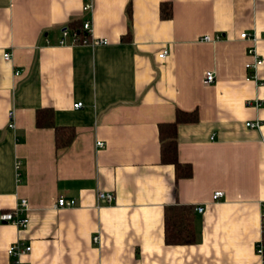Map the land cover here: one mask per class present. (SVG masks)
<instances>
[{
	"label": "crops",
	"instance_id": "crops-1",
	"mask_svg": "<svg viewBox=\"0 0 264 264\" xmlns=\"http://www.w3.org/2000/svg\"><path fill=\"white\" fill-rule=\"evenodd\" d=\"M85 2L0 0V212L21 198L30 207L26 229L0 220V264H12L19 240L33 247L29 264H259L264 0H93L91 11ZM71 24L82 42L62 43ZM251 47L263 58L258 81L248 78ZM48 108L55 126L75 129L70 145L37 125ZM178 108L199 111L177 134L190 177L162 162L160 124ZM103 191L113 203L98 201ZM61 196L77 204L56 208ZM177 206L194 207L193 244L166 241Z\"/></svg>",
	"mask_w": 264,
	"mask_h": 264
},
{
	"label": "built area",
	"instance_id": "built-area-1",
	"mask_svg": "<svg viewBox=\"0 0 264 264\" xmlns=\"http://www.w3.org/2000/svg\"><path fill=\"white\" fill-rule=\"evenodd\" d=\"M92 8H93V0H86L83 9L86 11H91ZM92 28H93V25L91 24V20L86 19L83 23V31H86L89 33L92 31ZM70 36L73 37V40L75 42H82L80 30L73 29L72 27L69 26L63 29L62 43H66L67 41L66 39ZM220 38L221 36H217L216 39H220ZM241 38L242 39L250 38V35L248 34V32L241 33ZM254 38L257 39L256 37ZM204 39L208 41H216V39H213L211 36H208V35H206ZM98 43L107 44L108 41L105 39H102V40H99ZM248 50H249V54H251L254 57L253 61L246 63L247 68L250 70V73L248 74V78L258 81L256 73H257L258 68L261 65V62L263 61V58L259 56L258 51L254 47H251ZM169 54H170L169 50L164 49L159 54V56L161 58H166ZM3 57L5 58V60L11 61L12 52L6 51L3 54ZM19 73L20 72L17 71V74ZM205 80L207 81V83H215L216 82L215 71H208L205 75ZM83 105H84L83 102L75 103L76 108H80ZM10 115H11V118L13 119V116H14L13 113H11ZM13 125H14V122L10 124L11 127H13ZM247 126L260 128L262 126V123L260 121H248ZM98 146L99 147L105 146V142L103 141L99 142ZM21 168H22V160L19 159L16 162V172H17L16 174H18V176L20 175ZM223 195H224V192L222 190L216 191L213 195V198H215V200H219L221 199ZM98 201L101 203L107 202L111 204L114 202V195L111 192H104V191L99 192ZM57 202L58 203L56 204V208H60V207L70 208V207H74V205L77 204V201L75 199L67 200L63 196H61ZM197 209L199 211H202L203 208L199 206ZM29 210H30V207H29L28 200L26 198H21L17 206L14 209L0 212V220L1 222L3 221L7 223H12L13 225L18 226L21 229H26L30 225V218L27 217L26 215V213ZM263 226H264V215H263ZM99 238H100L99 235H96L93 238L94 242H98ZM32 250H33V247L30 244H26L22 240H19L16 243L12 244L8 249V254L10 255V257H12V264H29L23 259V257L26 255H29L32 252ZM256 253L257 255L261 257L259 264H264V227H263L262 238L256 244Z\"/></svg>",
	"mask_w": 264,
	"mask_h": 264
},
{
	"label": "trees",
	"instance_id": "trees-1",
	"mask_svg": "<svg viewBox=\"0 0 264 264\" xmlns=\"http://www.w3.org/2000/svg\"><path fill=\"white\" fill-rule=\"evenodd\" d=\"M163 13L166 17L172 16L171 9L167 11L164 8ZM71 26L73 29L79 28L76 24H71ZM176 111L177 115L174 122L160 124L162 162L174 165L175 169H177L178 177H190L193 173L192 166L190 164L181 163L177 155L179 143V140H177V134L180 126L179 124L198 120L199 111L197 109L186 111L180 108ZM37 115V125L39 127L49 126L56 129L57 146L65 147L71 144L76 134L74 128L55 126L53 122L54 114L49 108L38 111ZM166 214V241L170 244H193V241L195 240L194 207H171L167 210Z\"/></svg>",
	"mask_w": 264,
	"mask_h": 264
}]
</instances>
